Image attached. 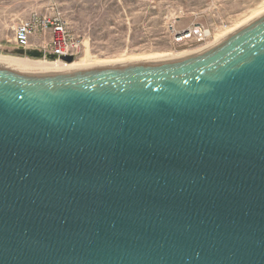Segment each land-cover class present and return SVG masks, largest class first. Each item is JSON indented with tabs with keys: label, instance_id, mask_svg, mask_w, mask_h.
<instances>
[{
	"label": "water",
	"instance_id": "95a60500",
	"mask_svg": "<svg viewBox=\"0 0 264 264\" xmlns=\"http://www.w3.org/2000/svg\"><path fill=\"white\" fill-rule=\"evenodd\" d=\"M0 264H264V14L161 62L0 65Z\"/></svg>",
	"mask_w": 264,
	"mask_h": 264
},
{
	"label": "rangeland",
	"instance_id": "374dc122",
	"mask_svg": "<svg viewBox=\"0 0 264 264\" xmlns=\"http://www.w3.org/2000/svg\"><path fill=\"white\" fill-rule=\"evenodd\" d=\"M262 14L264 0H0V49L15 46L13 30L20 21H50L79 41L73 62L175 58L213 44ZM195 26L208 29L211 37L202 43L175 41ZM40 35L34 36L35 49L49 51L50 35L44 42ZM2 50L0 56L15 57Z\"/></svg>",
	"mask_w": 264,
	"mask_h": 264
},
{
	"label": "built area",
	"instance_id": "2783aa9c",
	"mask_svg": "<svg viewBox=\"0 0 264 264\" xmlns=\"http://www.w3.org/2000/svg\"><path fill=\"white\" fill-rule=\"evenodd\" d=\"M37 34H41V41H45L46 35L49 34L47 48L56 56H76L79 49V41L69 38L64 30L63 25L50 21H20L13 30V42L16 47L23 49L30 47V40ZM211 37L208 29L200 26H195L188 29L182 34H179L176 42H196L202 43Z\"/></svg>",
	"mask_w": 264,
	"mask_h": 264
},
{
	"label": "bare ground",
	"instance_id": "6f19581e",
	"mask_svg": "<svg viewBox=\"0 0 264 264\" xmlns=\"http://www.w3.org/2000/svg\"><path fill=\"white\" fill-rule=\"evenodd\" d=\"M217 38H219V36ZM164 57L165 55H157L154 57H146V58H127V59L118 58L115 60H106L100 62H90V60H86V61L83 60L79 62H72L71 64H65L64 62H61L59 60L58 61L56 60L54 62L53 61L47 62L45 60H29L19 57L0 56V65L25 73H51V72L56 73V72L74 71L77 69H85L94 66L119 65V64L131 63V62L132 63L161 62V61L173 59V57H169L165 59Z\"/></svg>",
	"mask_w": 264,
	"mask_h": 264
},
{
	"label": "crops",
	"instance_id": "0c3cea01",
	"mask_svg": "<svg viewBox=\"0 0 264 264\" xmlns=\"http://www.w3.org/2000/svg\"><path fill=\"white\" fill-rule=\"evenodd\" d=\"M36 39H38V38H34V37L31 38L30 42L32 44H31L30 48H36V44H34V42H35Z\"/></svg>",
	"mask_w": 264,
	"mask_h": 264
}]
</instances>
